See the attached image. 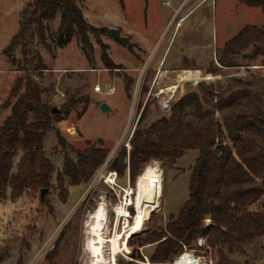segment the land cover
Instances as JSON below:
<instances>
[{"label": "rangeland", "instance_id": "obj_1", "mask_svg": "<svg viewBox=\"0 0 264 264\" xmlns=\"http://www.w3.org/2000/svg\"><path fill=\"white\" fill-rule=\"evenodd\" d=\"M32 1L0 0V126L9 113L3 108V103L22 60L19 48L13 52H7V48L19 32L20 13ZM180 1L173 0L171 6L166 7L162 5V0H79L77 6L85 20L97 30L96 34L88 35L93 47L90 55L81 43L77 28L67 37L62 9H58L52 18L44 19V40L36 35L33 48L40 54L46 69L40 82L48 90L47 102L58 110L72 96L77 100L89 99L86 113L80 116L84 107L80 101L66 120L56 126L67 146L71 144L77 149H84L86 142L100 139L109 154L88 184L67 186L69 195L65 203L56 188L55 177L52 180L53 189L44 198L47 205L41 203L40 194L24 195L12 202L8 193L6 199L0 200V264H82L83 254L87 255L83 251V225L89 213L101 202L107 207L109 232L114 229V209L122 202L126 191L135 188L143 171L131 180L128 170L121 176L118 171H112L111 166L123 150L129 153L126 147L129 137L136 129L142 108L151 95L153 75L179 17L172 19L170 24H175L163 45L161 42L167 30L163 33L161 25L171 18ZM199 1L188 0L181 17L194 9ZM246 26L264 29V14L259 9L246 7L239 0H209L194 9L176 27L168 49V61L182 56L184 49L191 54L190 57L202 63L200 66H204V70L218 68L217 52ZM111 30L118 31L119 42L110 38ZM102 47L114 69H105L101 61ZM171 61L168 66L174 64ZM236 61L240 67L225 70L226 77L207 82L225 88L232 81L231 77L244 78L264 93V58L249 61L239 56ZM133 68H139L138 72L128 71ZM96 85L102 88V93L94 92ZM108 85L116 88L113 95L107 94ZM190 90L197 92V87L191 86ZM102 104H106L109 111H102ZM156 116L153 113L149 120ZM67 146L58 144L55 132H49L45 138L44 150L56 171L62 169L63 154L68 153L75 159V154ZM197 156L196 151H188L172 168L156 161L149 164L156 163L162 170L160 207L145 218L139 230L125 235V247L116 256V264H152L149 258L155 245L140 248L137 241L144 240L157 226L165 225L168 217L179 213L188 200L190 169ZM17 162L18 158L15 164ZM109 177L113 180L111 183L108 182ZM126 207L133 216V207ZM123 224L124 219L120 220L117 229L122 230ZM210 224L207 219L205 225ZM183 253L189 254L199 264L217 262L216 250L207 248L202 238L193 247L185 248ZM135 254L140 259H135ZM230 260L232 264H264V239L238 246L230 255Z\"/></svg>", "mask_w": 264, "mask_h": 264}, {"label": "trees", "instance_id": "obj_2", "mask_svg": "<svg viewBox=\"0 0 264 264\" xmlns=\"http://www.w3.org/2000/svg\"><path fill=\"white\" fill-rule=\"evenodd\" d=\"M78 1L34 0L20 13L19 32L7 48V52L19 48L22 60L3 103L9 113L0 126V200L9 193L16 202L46 190L40 200L47 205L44 198L53 189L55 177L65 203L67 186L88 184L108 157L109 150L100 139L86 142L84 149L67 146L56 126L80 101L84 103L80 116L86 113L89 99L72 96L53 113L55 107L46 100L48 90L35 81L42 80L46 69L33 48L34 40L36 35L44 40L43 21L58 9H62L67 37L77 28L87 54L93 53L88 35L97 30L85 20ZM239 2L264 14V0ZM217 55L224 69L202 70L184 59L180 71L156 82L130 139L129 153L123 150L111 166L121 176L128 170L133 180L153 161L172 168L186 152L198 154L190 169L188 200L179 213L137 241L140 248L155 245L149 258L152 264H172L199 238L216 250V264H232L230 255L238 246L264 239V93L244 78L231 77L225 88L207 82L240 67L239 56L249 61L264 58V29L244 27ZM101 61L105 69H114L103 47ZM191 86L197 92H189ZM153 113L157 116L149 120ZM49 132H55L58 144L75 154V159L63 154L60 171L44 150ZM134 257L140 259L138 254Z\"/></svg>", "mask_w": 264, "mask_h": 264}, {"label": "bare ground", "instance_id": "obj_3", "mask_svg": "<svg viewBox=\"0 0 264 264\" xmlns=\"http://www.w3.org/2000/svg\"><path fill=\"white\" fill-rule=\"evenodd\" d=\"M110 177H115L111 175ZM108 179L111 183L112 179ZM163 195V175L159 166L148 165L137 178L135 188H129L124 199L115 209V227L109 232L108 211L105 203L101 202L86 217L83 225V254L82 264H116V256L125 247L123 238L139 230L147 216L156 212L160 207ZM132 206L134 215L131 216L126 206ZM124 219L122 230H118L120 220ZM130 220L132 223H130ZM129 229V230H128ZM123 240V241H122ZM149 264V263H147ZM172 264H199L189 254L183 253Z\"/></svg>", "mask_w": 264, "mask_h": 264}, {"label": "crops", "instance_id": "obj_4", "mask_svg": "<svg viewBox=\"0 0 264 264\" xmlns=\"http://www.w3.org/2000/svg\"><path fill=\"white\" fill-rule=\"evenodd\" d=\"M207 1H209V0H201V1H199V3L196 5V7H195L194 9H196L198 6H200L201 4H203V3L207 2ZM187 2H188V0H181L180 3H179V4L177 5V7L175 8V12L172 14L171 18H170V19H167V20L165 21V23H164L163 26L161 25V29H162V32H163V33H165V31L167 30L166 36L163 38V41L161 42L162 45L165 44V42L167 41V38L170 36V35H169L170 32H172L173 25L175 24V22L172 23V24H170L171 21H172V19L175 17L174 19L176 20L177 17H181L184 8L187 7V6L185 5V4H187ZM183 5H185V6L183 7ZM181 7H183L182 10H180ZM194 9H192L190 12L186 13L185 15H183L181 18L184 19V18H186L187 16H189V15L191 14V12H192ZM178 25H179V24H178ZM178 25H176V27H177ZM176 27H175V29H176ZM161 29H160V30H161ZM175 29H174V31L171 33L170 41H169V43H168V45H167V47H166L164 53L162 54V56H160L159 67L157 68V70L155 71V74L153 75V76H154V80H152V83H153V84H152V87H151V88H153V86L156 84V82L158 81V79H159L160 77H162V76H163V77H168V76H171V75L177 73L178 71H180V70L183 68L182 63H183L184 59H187V60H189V61H193V62H195V64H196L200 69L204 70V69H203L204 66H200V64H202V63H200V61H196L195 58L190 57L191 54H190L188 51L184 50V49L181 51V53L183 54L182 56L180 55V57H178V58L175 59L174 61H171V60H170L171 63H174L172 66H168V65H167V64L170 63V61H168L169 56H170V51L168 52V49H169L170 44H171V41H172V39H173L174 32L176 31ZM161 34H162V33H160V36H161ZM213 58H214V56H213ZM212 60H213V59H212ZM212 60H210V61H212ZM142 61H143V60H142ZM140 62H141V61H140ZM178 62H179V63H178ZM211 63H212V62H211ZM211 63L208 65V67L211 66ZM140 64H141V63H140ZM179 65H180V66H179ZM167 66H168V67H167ZM148 68H149V67H148ZM138 70H139V68H133V69H129L128 71L136 72V73H137ZM150 70H151V68L148 69L149 73H150ZM123 85H124V84H123ZM124 88H125V87H124Z\"/></svg>", "mask_w": 264, "mask_h": 264}, {"label": "built area", "instance_id": "obj_5", "mask_svg": "<svg viewBox=\"0 0 264 264\" xmlns=\"http://www.w3.org/2000/svg\"><path fill=\"white\" fill-rule=\"evenodd\" d=\"M173 2V0H162V5L163 6H166V7H169V6H171V3ZM183 19L182 18H178L177 19V21H176V25H178V24H180L181 23V21H182ZM217 65H218V68H220V69H224L222 66H220V64L219 63H217ZM43 73H44V71H43ZM35 81L36 82H40V79L39 78H35ZM94 92L95 93H102V88L99 86V85H96L95 87H94ZM116 92V88L113 86V85H108L107 86V94H109V95H113L114 93ZM132 134H133V132H132ZM132 134H131V136L129 137V141H128V144H127V149H128V151L130 150V139H131V137H132ZM115 176V175H114ZM115 178V177H114Z\"/></svg>", "mask_w": 264, "mask_h": 264}, {"label": "water", "instance_id": "obj_6", "mask_svg": "<svg viewBox=\"0 0 264 264\" xmlns=\"http://www.w3.org/2000/svg\"><path fill=\"white\" fill-rule=\"evenodd\" d=\"M110 38L111 39H113V40H115V41H120V37H119V33H118V31L117 30H111L110 31ZM101 110L102 111H104V112H107V111H109V108H108V106L106 105V104H102L101 105ZM55 112H57V110L56 109H54L53 110V113H55ZM221 147V146H220ZM125 165H127L128 164V159H126L125 160ZM47 191L46 190H44L42 193H41V198H43V196H44V194L46 193ZM154 213V212H153ZM153 213H151V215L153 214Z\"/></svg>", "mask_w": 264, "mask_h": 264}]
</instances>
